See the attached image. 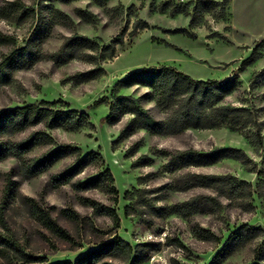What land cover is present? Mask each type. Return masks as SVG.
Listing matches in <instances>:
<instances>
[{
  "label": "rangeland",
  "instance_id": "obj_1",
  "mask_svg": "<svg viewBox=\"0 0 264 264\" xmlns=\"http://www.w3.org/2000/svg\"><path fill=\"white\" fill-rule=\"evenodd\" d=\"M14 1L20 2L27 11H11L13 5L9 3ZM162 2H169L167 8L161 7ZM80 10L87 15H82ZM137 19L145 20L149 26L132 31ZM180 28H186L194 37L175 32ZM0 32L14 40V43L0 45V62L14 48L28 45L33 50L29 63L20 61L4 68L6 76L0 79V109L62 98L71 107L88 112L95 126L72 131L40 124L3 137L18 141L42 129L59 144L77 145L83 154L90 150L100 151L119 190L118 201H114L113 195L101 188L78 190L72 183L56 185L53 175L69 169L73 157L64 158L33 177L23 173L16 157H8L0 161V205L5 208L7 222V227L0 223V234H13L27 253L45 256L48 264L75 261L97 248L100 240L110 239L115 233L133 246L161 242L159 248L150 250L147 258L138 264H209L222 244L199 238L193 232L195 226L209 229L223 241L242 224L264 227V199L256 192L258 176L255 172L245 169L234 159L176 169L168 165V159L162 154L163 150L210 151L239 147L262 167L264 142L258 152L250 133L243 134L227 126L188 128L176 134L152 132L132 128L133 115L118 108L116 123H100L110 112L115 99L112 90L118 80L131 71L161 65L175 66L203 80L224 79L238 73L241 84L225 97L224 103L250 106L264 118V78L255 88L250 87V78L254 71L264 66V58L245 71H237L252 49L264 40V0H229L225 9L198 0H0ZM76 35L93 39L100 45L109 44L120 35L124 41L117 45L115 55L109 59L101 58L97 50L85 49L82 55L66 62L54 61L51 54L59 49L63 39ZM99 68L104 70L100 77L81 83L76 81V75ZM119 94L142 97V106L150 109L154 120L165 116L164 109L154 101L152 90L144 85L122 88ZM97 100L102 101L96 104ZM48 150L49 146H39L31 156ZM103 168L100 164H92L75 180L84 181ZM7 172H11L16 181L14 190L8 195L4 190ZM195 173H231L248 180L255 189L256 209L246 211L237 201L224 197L202 205L201 199H197L199 196L216 192L189 186L191 175ZM134 187L142 189L143 200L151 201L156 207L162 206L164 210L160 213L148 206L139 209L141 214L125 215L129 201L124 198V192ZM28 197L36 198L48 208L52 217L69 231L73 241L52 232L32 211ZM87 198L115 207L121 218L119 225L116 226L110 216L96 213L86 203ZM186 202L187 205H180ZM64 208L79 212L80 221L64 215ZM168 238L181 239L188 250L168 243ZM256 243L258 241L235 252L223 264H251ZM109 261L123 264L120 258ZM0 264L39 263L8 259L0 254Z\"/></svg>",
  "mask_w": 264,
  "mask_h": 264
},
{
  "label": "trees",
  "instance_id": "obj_2",
  "mask_svg": "<svg viewBox=\"0 0 264 264\" xmlns=\"http://www.w3.org/2000/svg\"><path fill=\"white\" fill-rule=\"evenodd\" d=\"M202 3H214L225 9L229 0L213 2L210 0H198ZM20 2H10L13 5L11 11L16 13L26 12V8ZM169 2H162L161 7L167 8ZM82 15H87L80 10ZM149 24L142 19H137L133 24V30L147 28ZM175 32L186 33L194 37L186 28H180ZM122 35L115 37L111 43L100 45L97 41L84 36H67L63 39L57 51L51 54L54 61L61 63L78 57L85 49L99 51L103 59L112 58L117 45L122 44ZM14 43V40L0 32V45ZM86 53V52H85ZM88 53V52H87ZM88 55H91L90 52ZM264 58V40L256 45L249 56L241 63L238 72L245 71L249 66ZM33 59V50L28 45L14 48L12 52L0 62V79L6 76L4 68L11 63L23 61L29 63ZM104 73L102 68L88 70L75 76L78 83L89 81L100 77ZM264 78V66L253 72L250 78V87L255 88L258 82ZM141 84L152 90L153 99L157 105L165 111V116L159 120L151 117L150 109L144 108L141 103L142 97L119 94L120 90L132 85ZM241 82L238 73L233 76L207 80L197 79L190 74L177 69L172 65H161L129 72L125 77L118 80L112 90L115 96L110 106L108 115L100 119V123H116L119 116L116 109L133 115L131 127L145 128L152 132L176 134L188 128H215L227 126L232 130L243 134L250 133L251 141L256 150L260 152L264 142V118L257 110L250 106H235L224 103L226 96L234 92ZM97 100L95 103H100ZM46 124L50 128L61 127L76 131L85 126L95 127L90 121V115L84 110H78L70 106L69 102L62 98L53 100H41L38 103H26L20 106L0 109V161L8 157H16L27 177L37 176L50 169L56 163L67 157H73L72 165L60 175H53L56 185L72 183L78 190L101 188L113 195L114 201H118L119 190L115 185V177L110 167L105 166V159L100 151L90 150L82 153L81 148L75 144L57 143L56 139L46 130H35L30 132L21 140L14 141L4 138V134H15L27 130L29 127ZM125 133V132H124ZM117 140L113 143V148ZM39 146H49V150L39 156H31V153ZM162 154L168 159V165L182 169L191 166H205L215 164L224 159L239 161L245 169L253 171L258 176L256 192L264 199V153L262 154V167H259L248 153L239 147H220L210 151L198 150L196 148L180 149L176 151L163 150ZM100 164L103 170L97 175L91 176L84 181L75 180L90 165ZM189 186H200L214 190L215 195L199 196L202 205L209 202L214 203L220 197L232 199L246 211L256 209L254 203L253 185L246 179L239 178L231 173H195L191 175ZM5 194L14 190L16 181L12 173L5 174ZM141 188L134 187L124 192V198L129 201L125 206V215L140 213V208L148 207L152 211L160 212L164 207H156L149 200H143L140 194ZM32 211L41 221L54 233L73 241L69 231L52 217L50 210L36 198L28 197ZM88 203L98 214L110 216L113 223L118 226L121 218L115 207L104 205L97 200L87 198ZM219 201V200H218ZM220 203V202H218ZM188 203H182L184 206ZM178 204V206H180ZM62 212L67 217L80 221L81 215L76 210L64 208ZM0 223L7 227L5 208L0 205ZM193 232L201 239L222 244L221 248L212 257L209 264H223L235 252L243 249L254 241H258L253 248V262L251 264H264V227L242 224L232 230L228 237L223 239L209 229L195 226ZM168 243L176 244L184 250H188L186 244L179 238H168ZM100 245L76 258L75 261L65 260L51 264H112L109 260L120 258L123 264H138L147 258L150 250L160 247L161 242L138 243L133 246L119 234L107 240H100ZM0 254L8 259L16 258L26 262L48 264L43 255L27 253L17 242L13 234H0ZM174 264H177L174 263Z\"/></svg>",
  "mask_w": 264,
  "mask_h": 264
}]
</instances>
